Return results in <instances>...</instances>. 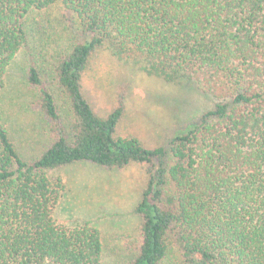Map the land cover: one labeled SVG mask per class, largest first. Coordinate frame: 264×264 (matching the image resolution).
<instances>
[{
    "label": "trees",
    "instance_id": "1",
    "mask_svg": "<svg viewBox=\"0 0 264 264\" xmlns=\"http://www.w3.org/2000/svg\"><path fill=\"white\" fill-rule=\"evenodd\" d=\"M56 7L76 36L36 53L31 19ZM102 47L213 108L156 147L118 135L124 96L101 117L83 91ZM20 52L49 142L27 158L0 122V264H105L95 224L55 217L51 172L84 161L148 166L129 264H264V0H0V96Z\"/></svg>",
    "mask_w": 264,
    "mask_h": 264
},
{
    "label": "rangeland",
    "instance_id": "2",
    "mask_svg": "<svg viewBox=\"0 0 264 264\" xmlns=\"http://www.w3.org/2000/svg\"><path fill=\"white\" fill-rule=\"evenodd\" d=\"M76 20L56 7L31 19L32 46L53 51L76 36ZM36 48V49H35ZM40 57V56H39ZM41 58V57H40ZM27 57L20 52L0 96V122L27 158L38 155L49 142L43 118L32 108L34 92L25 82ZM83 91L96 113L105 117L123 95L125 113L117 133L135 136L147 147L165 144L205 111L214 98L186 80L179 82L149 74L140 64L119 59L108 48H99L83 78ZM65 183L56 209L60 223L89 220L103 235L105 264H129L134 254L140 219L135 206L149 179L148 166L132 162L123 169H108L78 162L51 172Z\"/></svg>",
    "mask_w": 264,
    "mask_h": 264
}]
</instances>
